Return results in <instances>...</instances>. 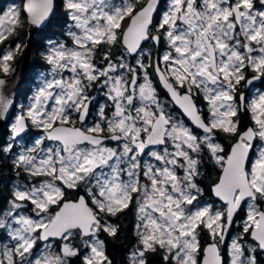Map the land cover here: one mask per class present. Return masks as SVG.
<instances>
[{"label":"snow or ice","instance_id":"1","mask_svg":"<svg viewBox=\"0 0 264 264\" xmlns=\"http://www.w3.org/2000/svg\"><path fill=\"white\" fill-rule=\"evenodd\" d=\"M62 6L0 12V44L22 16L67 37L27 105L0 91V264H264V0Z\"/></svg>","mask_w":264,"mask_h":264},{"label":"flooded vegetation","instance_id":"2","mask_svg":"<svg viewBox=\"0 0 264 264\" xmlns=\"http://www.w3.org/2000/svg\"><path fill=\"white\" fill-rule=\"evenodd\" d=\"M26 0H0V12L6 10L8 7H23ZM55 12L59 15V17L65 16V10L62 6V0H55ZM22 19L24 20V24L22 27L17 29V32L10 36L6 41H4L3 44H0V57L7 52L9 49L15 50L16 44L20 45V51L15 52L14 59L10 61L11 65V71L8 74L3 73L0 71V79H6L12 75V70L15 67L18 57L22 52V48L24 45L28 43V38L30 36L29 33V26L30 24L27 23V19L25 16H22ZM43 26L38 28L34 35L32 40V46H31V53H32V60L27 67L23 77H21V81L19 83L18 87H13V85L9 86L5 83L3 89H0V91H3L5 95L11 96L12 89H13V100L15 102V108L18 111L19 105L24 104L27 105L30 101L31 96L35 92L36 88L41 83V74L47 73L49 66L44 62L42 59V53L46 51V45L49 39H55V40H64L67 39L65 37L64 33L66 31L65 27H61L60 24L53 25L47 32H44ZM10 84V83H9ZM16 88V89H15ZM92 95L100 97L102 94L97 93L95 90L93 91ZM100 102L102 103L103 100L101 99ZM246 119V118H245ZM2 131V129H0ZM229 137H222V142L227 143L229 140ZM5 165H8L10 168V161L8 159H0V167H3ZM206 173L209 175V183L211 179H215L216 174L218 172V169L213 168L211 165H207L205 167ZM1 177V176H0ZM12 174H10L9 177V187H10V180L12 179ZM1 179V178H0ZM8 187V188H9ZM1 189V188H0ZM75 193H73V196ZM203 199V198H202ZM243 213H241L242 217ZM237 218V222L239 221V218ZM123 226L128 223L130 225V230L132 231V224H133V217L131 214L125 216L123 220L121 221ZM235 227L232 230V234L235 233Z\"/></svg>","mask_w":264,"mask_h":264},{"label":"water","instance_id":"3","mask_svg":"<svg viewBox=\"0 0 264 264\" xmlns=\"http://www.w3.org/2000/svg\"><path fill=\"white\" fill-rule=\"evenodd\" d=\"M40 27H36L30 24L29 26L30 36L28 38V43L24 45V47L22 48V52H20L21 54L18 57V61L12 70V75L8 77L7 80L5 79L7 85L9 86L13 85V87L19 86V83L22 79L21 77H23L27 67L29 66L32 60V53H31L32 40L31 39L33 38L35 31ZM13 89H12V93H14ZM12 93H11L10 98L13 97Z\"/></svg>","mask_w":264,"mask_h":264},{"label":"trees","instance_id":"4","mask_svg":"<svg viewBox=\"0 0 264 264\" xmlns=\"http://www.w3.org/2000/svg\"><path fill=\"white\" fill-rule=\"evenodd\" d=\"M11 169L8 165L0 167V188L4 190L3 193H0V196L6 194V191L9 187V177H10ZM240 219V218H239ZM130 225L125 224L123 228L124 235L128 238V240L132 239V231L130 230ZM235 231V230H234ZM126 240H116L109 243V249L111 252L115 254L117 260H119L123 254V246L126 245Z\"/></svg>","mask_w":264,"mask_h":264},{"label":"rangeland","instance_id":"5","mask_svg":"<svg viewBox=\"0 0 264 264\" xmlns=\"http://www.w3.org/2000/svg\"><path fill=\"white\" fill-rule=\"evenodd\" d=\"M239 230V221L237 222V225L235 226V233L233 234V236L236 234V232H238Z\"/></svg>","mask_w":264,"mask_h":264}]
</instances>
